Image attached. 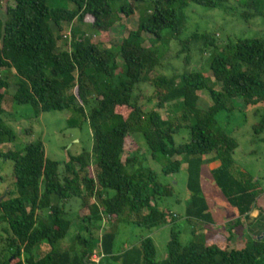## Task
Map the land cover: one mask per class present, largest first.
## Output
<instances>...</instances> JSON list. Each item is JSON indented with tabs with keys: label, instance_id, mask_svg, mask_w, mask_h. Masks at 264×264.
Returning a JSON list of instances; mask_svg holds the SVG:
<instances>
[{
	"label": "trees",
	"instance_id": "1",
	"mask_svg": "<svg viewBox=\"0 0 264 264\" xmlns=\"http://www.w3.org/2000/svg\"><path fill=\"white\" fill-rule=\"evenodd\" d=\"M54 1L53 5L48 0H0L4 14L0 17V71L15 72L12 99L16 104L30 105L35 116L72 110L77 120L88 124L92 146L69 155L61 174L58 161L46 158L39 139L19 149L0 150V157L13 162L14 179V190L5 191L6 198L0 200V221L7 234L0 238V244L4 242L0 264H89L99 239L106 254L104 264H264V239L253 238L243 248L233 247L231 236L224 233L205 241L182 242L172 228L167 255L157 260L150 236L132 247L115 249V232L100 231L103 216L148 231L178 218L159 206L171 192L158 181V173L145 166L144 158L149 157L164 159V176L178 172L186 163L187 219L213 223L201 186V168L211 163L217 164L211 168L215 184L238 215L225 226L233 229L241 224V218L255 207L264 212V189L251 174L240 177L233 173L238 143L216 126L215 119L218 112L234 109V99H241L244 106L264 105V38L228 37L220 43L214 33L194 31L179 39L186 1L214 8L226 0H153L147 15L139 16L136 26L108 47L91 40L76 21L91 17L88 25L95 33L110 32L113 0ZM141 1L129 0L120 5L119 12L133 15ZM242 4L244 20L264 15L258 0H243ZM63 30L69 34L60 35ZM62 38H69V44L57 50ZM172 39L180 46L177 56L184 54L183 69L166 75L158 70L161 53L155 45L167 47ZM196 47L202 54L219 50L209 58L208 74L189 67L190 50ZM147 81L152 86L148 100H154V106L144 110L135 95ZM0 86L7 84L0 80ZM200 93L207 95V107L199 106ZM2 98L0 92V116ZM167 106L164 118L160 109ZM122 107L130 109L125 118L116 111ZM255 114L258 120L253 132L263 134L264 142V110L256 109ZM183 130L187 139L176 143L175 136ZM137 133L150 155L146 153L142 161L138 147L123 159L126 141ZM13 136L0 118V147ZM209 154L211 157L204 158ZM74 197L80 199L83 209L75 214L82 225L74 236V247L66 249L59 242L75 219L66 209ZM43 243L48 246L44 253Z\"/></svg>",
	"mask_w": 264,
	"mask_h": 264
},
{
	"label": "rangeland",
	"instance_id": "2",
	"mask_svg": "<svg viewBox=\"0 0 264 264\" xmlns=\"http://www.w3.org/2000/svg\"><path fill=\"white\" fill-rule=\"evenodd\" d=\"M129 0H113L112 1V19L113 27L109 31L95 33L88 22L91 17H86L85 21L78 22L76 25L79 30L91 37V40L104 42L106 46H114L120 42L129 29H132L137 24L139 16L144 17L146 12L152 6L153 0H143L138 3L137 11L128 17L124 16L120 10V5ZM260 2V9L264 13V0ZM186 6L181 12L183 20V29L179 35V39L187 38L192 32H211L214 33L220 43H223L228 37H260L264 38V15L254 16L249 20H244L240 13L243 11V0H226L225 3L217 7L210 8L191 1H186ZM49 4H56L54 0H48ZM1 19L4 14L0 11ZM68 31L63 30L60 35L66 34ZM69 34V32H68ZM68 36V35H67ZM69 38L60 39L57 44V50L65 48L69 44ZM66 43V44H65ZM148 45V43H145ZM161 53L162 65L158 70L162 74L170 75L172 73H179L183 69L182 57L177 56L180 46L177 40H171L166 47V44L157 43L155 45ZM219 50H208L205 54L198 51V48H191L190 50V69H201L206 74L209 73L208 63L211 55L216 54ZM153 75L151 74L150 77ZM0 80L4 81L7 86H0V92L3 93L2 108L4 112L0 118L4 123L9 126L14 132V136L10 142L4 143L0 150L5 151L9 148L19 149L24 144L41 140L44 145L45 156L48 159L58 161V173L61 174L65 162L68 160L69 155H76L82 149L90 150L92 146V135L89 126L84 120H77L76 115L70 109L44 111L40 112L38 116L34 115L33 108L27 104H16L12 99V95L16 88L15 72L13 69H3L0 71ZM152 93V86L147 81L142 84L136 91V99L139 104H142L144 110L151 109L154 106V100L149 101L148 97ZM234 109L230 112L220 111L216 114V126L225 130L230 136L234 137L238 143L237 148L233 153L234 169L233 173L236 176L244 177L251 174L257 178L259 185L264 189V142L261 141L263 134L256 135L253 132V124L258 120L255 110L259 109L261 112L264 110L263 104L244 106L241 99H234L231 102ZM201 107H207L209 99L206 94L200 93ZM243 105V106H242ZM169 107L160 109L161 115L166 118ZM124 118L127 117L129 108H118L116 110ZM188 137L187 131L183 130L181 134L175 136V142H183ZM135 141H134V140ZM140 145V146H139ZM137 152L140 159L148 153L141 134L137 133L131 136V139L126 141L125 152L122 158L124 159L127 154L138 148ZM150 153H148V156ZM211 157V154L206 155L204 158ZM145 166H149L158 173V181L167 185L171 194L163 197L160 202V207L175 212L178 218L171 223H166L151 231L143 227H139L133 223H128L122 219L108 220L103 216L104 221H101L100 231L112 230L115 232V249L119 247L129 248L138 243V241L146 236H150L155 245L156 259L162 260L167 255L166 243L170 238V232L173 228L174 232L178 233L182 242L189 240L205 241L215 233H224L231 236L232 246L235 248H243L250 245L253 237L251 230L245 228L242 224H236L233 229H229L234 217V211L228 206L223 194L215 184L211 175V168L217 164H205L201 168V186L203 194L210 206L212 214L218 224H210L207 228L204 223L197 219H187L185 216V208L189 199V194L186 190V163H182L178 172L164 176L161 173L162 162L152 160L150 157L146 160L144 158ZM166 160V159H165ZM13 162L8 159L0 157V200L5 199V191L14 190V179L12 176ZM92 165V172H93ZM42 188V183H40ZM90 201L96 200L90 198ZM97 201V200H96ZM262 202V201H261ZM263 203V202H262ZM66 209L69 210V217H76L77 213L83 211L80 199L78 197L71 198ZM76 214V215H75ZM72 215V216H71ZM99 223V222H98ZM97 223V225H99ZM80 220L74 219L72 225L68 230L65 238L59 242L62 248L72 249L75 245L74 236L80 232ZM229 225V226H225ZM5 224L0 221V238L7 237L3 228ZM264 227V226H263ZM79 230V231H78ZM83 234V233H82ZM84 235V234H83ZM2 243L1 248L4 247ZM48 249L47 244L41 245V251L44 253ZM113 249V252L114 250Z\"/></svg>",
	"mask_w": 264,
	"mask_h": 264
},
{
	"label": "crops",
	"instance_id": "3",
	"mask_svg": "<svg viewBox=\"0 0 264 264\" xmlns=\"http://www.w3.org/2000/svg\"><path fill=\"white\" fill-rule=\"evenodd\" d=\"M225 198V197H224ZM226 200V198H225ZM227 201V200H226ZM228 203V202H227ZM209 206V204H208ZM228 206L232 208L234 211V207H232L229 203ZM209 210L211 212L210 206ZM212 219H213V225L218 224L217 220L215 219V216L212 214ZM237 212L236 209L234 211V217L232 219H235L237 217ZM241 224L245 226L246 229L251 230V233L253 234V237L256 239H264V212L258 208L255 207L252 209L247 215L243 216L241 218ZM210 224H205L204 227L207 228V226ZM211 237V236H210Z\"/></svg>",
	"mask_w": 264,
	"mask_h": 264
},
{
	"label": "built area",
	"instance_id": "4",
	"mask_svg": "<svg viewBox=\"0 0 264 264\" xmlns=\"http://www.w3.org/2000/svg\"><path fill=\"white\" fill-rule=\"evenodd\" d=\"M103 221H104V219H103ZM105 256H106V254L103 251L101 239H99L96 246L93 248V250L91 251V253L89 255V264H104L103 259Z\"/></svg>",
	"mask_w": 264,
	"mask_h": 264
}]
</instances>
